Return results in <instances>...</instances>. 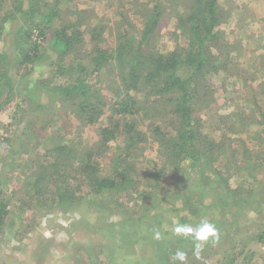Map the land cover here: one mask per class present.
I'll use <instances>...</instances> for the list:
<instances>
[{
  "label": "rangeland",
  "instance_id": "obj_1",
  "mask_svg": "<svg viewBox=\"0 0 264 264\" xmlns=\"http://www.w3.org/2000/svg\"><path fill=\"white\" fill-rule=\"evenodd\" d=\"M122 1L123 8L119 0H38V6L84 9L114 25L116 11L131 16L136 11L134 0ZM18 2L7 0L0 19ZM220 4L233 11L221 30L235 53L226 58L231 72L211 77L206 103H214L198 117L205 133L224 144L222 156L201 164L186 161L174 171L164 167L152 141L141 154L125 158L120 137L110 143L109 154L88 158L103 176H113L118 167L124 171L121 155L135 169L126 170V186L121 179L115 188L97 191L79 171L88 158L76 156L66 166L56 149L62 142L97 149L100 127L113 114L110 106L100 123L82 124L75 113L78 98L64 97L74 79L58 75L55 48L41 42L38 48L24 46L27 38L20 29L37 22L25 23L23 14L7 21L0 42L8 60L7 74L0 78V205H7L0 223V264H236L256 242L264 230V0ZM65 18L75 21V16ZM35 19L39 23V15ZM177 29L175 20L163 22L162 52L184 45ZM107 44L114 46V38ZM34 49L37 55L26 61L24 55ZM112 69L92 78L99 97L111 104L119 100L110 89ZM117 133L123 136L124 129ZM66 180L63 202L55 185ZM248 264H264V257L256 254Z\"/></svg>",
  "mask_w": 264,
  "mask_h": 264
},
{
  "label": "trees",
  "instance_id": "obj_2",
  "mask_svg": "<svg viewBox=\"0 0 264 264\" xmlns=\"http://www.w3.org/2000/svg\"><path fill=\"white\" fill-rule=\"evenodd\" d=\"M119 1L123 8L124 1ZM6 2L0 0V11ZM133 2L136 9L134 16L140 25L136 24L134 16L128 12H118L116 8L119 20L110 25L98 19L99 15L90 14L84 9L64 12L57 8V3L52 9L47 10V5L43 9L38 6V0H30L28 8L25 7V0H21L12 12L0 19V42L7 21L13 22L23 14L27 15L25 23L33 20L37 22L20 29L27 38L24 46L34 43L38 48L39 44L46 43L55 48L59 54L58 61H55L58 75H70V80L72 77L74 79L66 86L64 97L67 100L78 98L75 113H79L78 120L82 124H98L105 109L110 106L112 110L108 123L100 127L101 142L97 149L83 147L81 143L62 142L56 149V153L62 157L58 161L70 166L68 161L76 156L83 158L84 155L87 159L93 154H109L110 143L120 137L125 139L122 151L125 158L133 159L141 154V150L152 141L158 145L164 167L174 171H180L186 161L195 164L211 158L217 161L222 156L224 144L212 140L205 133L198 113L214 103H206L212 91L211 77L231 72L226 58L229 60L230 54L235 53V44H230L226 32L221 28L230 20L233 11H226L220 0H149L147 4H142L141 0ZM64 14L66 17L75 16V21L71 23L63 19ZM36 15L40 17L39 23L35 19ZM172 20H175L178 28L175 30L177 40L182 38L184 45L166 54L159 49L158 42L163 37V22ZM112 37L114 46L107 44ZM37 52L36 49L28 51L24 55L26 61L33 60ZM87 59V64H84L83 60ZM111 68L114 81L110 82V89L119 98L116 101L113 99L112 104L99 97L101 89L92 79L95 75L99 78L102 71ZM7 70V56L0 52V78L7 74ZM118 81L121 82L114 86L113 83ZM64 84L60 85L61 89L65 88ZM52 89L55 91L60 87ZM25 100H29L28 97ZM168 117L171 120L164 123L163 120L166 121ZM167 126L170 129L166 132ZM119 129H124L123 136H117ZM90 160L88 158L79 171L96 191L115 188L121 179L123 186H126L130 177L126 170L135 169L133 162L123 161L121 155L120 163L124 171L118 167L113 176H103ZM66 184L67 180L55 185L63 202L68 195ZM6 210L7 205H0V223L7 214ZM254 240L264 248V230ZM256 254L260 253L249 252L240 264H248V260ZM234 263L225 260L223 264Z\"/></svg>",
  "mask_w": 264,
  "mask_h": 264
},
{
  "label": "water",
  "instance_id": "obj_3",
  "mask_svg": "<svg viewBox=\"0 0 264 264\" xmlns=\"http://www.w3.org/2000/svg\"><path fill=\"white\" fill-rule=\"evenodd\" d=\"M251 251H255V252H258V253L264 255V248L261 245H259V243L253 242L246 248L244 253L241 255L239 260L236 262V264H240V262L244 261V259L248 255V253L251 252Z\"/></svg>",
  "mask_w": 264,
  "mask_h": 264
}]
</instances>
